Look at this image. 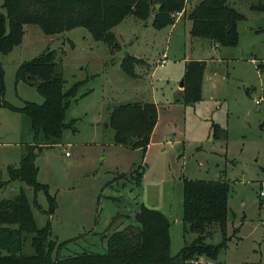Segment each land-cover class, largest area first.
<instances>
[{
  "label": "rangeland",
  "instance_id": "374dc122",
  "mask_svg": "<svg viewBox=\"0 0 264 264\" xmlns=\"http://www.w3.org/2000/svg\"><path fill=\"white\" fill-rule=\"evenodd\" d=\"M228 1L242 16L238 42L218 50L190 36L187 17L155 27L128 15L113 27L110 43L94 39L84 26L46 34L27 23L21 42L0 55L3 99L16 107L0 104V199L23 188L37 226L48 224L51 236L63 242L61 254L104 251L109 233L135 223L141 202L169 219L170 251L176 254L196 236L182 220L184 178H221L229 183L227 239L207 264H264V0ZM46 49L60 59L64 88L79 83L65 110L71 126L58 142L35 152L36 179L44 185L35 191L19 179L8 181V166H17L35 139L30 117L18 108L44 99L15 72ZM186 57L204 61L199 97L192 101L179 85ZM135 101L157 108L145 149L116 142L110 123L113 105ZM138 167L136 183L130 172ZM205 240L221 242L218 226ZM32 250L27 239L24 251Z\"/></svg>",
  "mask_w": 264,
  "mask_h": 264
},
{
  "label": "trees",
  "instance_id": "16d2710c",
  "mask_svg": "<svg viewBox=\"0 0 264 264\" xmlns=\"http://www.w3.org/2000/svg\"><path fill=\"white\" fill-rule=\"evenodd\" d=\"M185 4L186 0H3L0 55L21 42L27 23L38 24L46 34L84 26L94 39L110 43L114 40L113 27L124 17L132 15L146 20L152 15L151 23L162 27L171 24L175 13L184 10ZM187 16L192 36L208 38L223 46L237 44V21L242 16L228 0H198ZM203 69L201 59L186 61L182 78L186 101L199 97ZM15 75L16 79L34 84L44 99L40 103L26 101L18 108L30 117L35 139L18 165L8 166V181L19 179L36 191L44 185L36 179L35 152L58 142L62 130L71 126L72 122L65 121V110L79 82L64 88L60 59L51 49L22 61ZM4 90L0 62V104L16 109L3 99ZM156 121L154 102L118 103L110 111L115 141L130 147L145 149ZM260 127H264V119ZM133 174L135 182L139 183L142 176L139 167L132 169L130 175L134 177ZM4 183L0 181V186ZM228 190L229 183L221 178H184L182 220L185 231L195 232L196 236L176 254L170 251L169 219L142 202L134 212L135 223L109 233L104 251L82 249L61 254L63 242L51 236L48 224L37 226L32 205L21 188L13 197L0 199V264H201L200 256L216 258L227 239ZM49 204L51 213L55 206L51 196ZM213 225L218 226L222 234L219 243L205 240ZM27 239L33 249L31 253L24 251Z\"/></svg>",
  "mask_w": 264,
  "mask_h": 264
},
{
  "label": "crops",
  "instance_id": "0c3cea01",
  "mask_svg": "<svg viewBox=\"0 0 264 264\" xmlns=\"http://www.w3.org/2000/svg\"><path fill=\"white\" fill-rule=\"evenodd\" d=\"M198 0H186V4H185V8H184V10H181V11H178V12H176L175 13V15H174V20H175V18H177V17H179V16H181V17H187L188 18V16H187V13L189 12V10L193 7V5L197 2ZM137 19V18H136ZM151 19H152V15H150L149 17H148V19H146V20H140L139 19V21L140 22H143L144 24L145 23H150L151 22ZM174 22V21H173ZM172 24V23H171ZM188 24H189V34H190V26H191V21H190V19L188 18ZM117 25V24H116ZM115 25V26H116ZM117 36V35H116ZM190 36L191 37H196V36H192L191 34H190ZM198 37V36H197ZM204 38V37H203ZM205 39V42H206V45L207 46H209L211 49H213V47L215 48V49H217L218 50V48L221 46L220 44H218L217 42H215V41H213V40H210V39H208V38H204ZM164 54V53H163ZM138 56H140V55H138ZM167 56V55H166ZM167 58V57H166ZM192 57H186V59H185V62L188 60V59H191ZM194 59H200V57H194ZM142 60V59H141ZM167 61V60H166ZM166 61H165V63H166ZM164 63V64H165ZM163 64V65H164ZM162 65V66H163ZM153 69H154V67H153ZM153 69L151 70V72L153 71ZM182 80V79H181ZM181 87H182V85L181 84H179ZM155 127V126H154ZM153 130H154V128H153ZM152 133H153V131H152ZM152 133H151V135H152ZM150 140H151V136H150ZM67 152V151H66ZM200 257H203V256H200ZM206 264L208 263V262H210V260L209 259H207L206 258Z\"/></svg>",
  "mask_w": 264,
  "mask_h": 264
},
{
  "label": "built area",
  "instance_id": "2783aa9c",
  "mask_svg": "<svg viewBox=\"0 0 264 264\" xmlns=\"http://www.w3.org/2000/svg\"><path fill=\"white\" fill-rule=\"evenodd\" d=\"M166 57H167V56H166V54L164 53V54L162 55V57L158 59V64L162 66V65L165 63V61H166ZM255 102H256V103H259V99L256 98V99H255ZM66 153H68V152H66ZM259 194H260V195H264V181H262V183H261V185H260V188H259Z\"/></svg>",
  "mask_w": 264,
  "mask_h": 264
},
{
  "label": "water",
  "instance_id": "95a60500",
  "mask_svg": "<svg viewBox=\"0 0 264 264\" xmlns=\"http://www.w3.org/2000/svg\"><path fill=\"white\" fill-rule=\"evenodd\" d=\"M155 6L158 7V6H159V3H156ZM25 35H26V34L24 33V34H23V37H24ZM180 84H181V85L183 84L182 80L180 81Z\"/></svg>",
  "mask_w": 264,
  "mask_h": 264
}]
</instances>
